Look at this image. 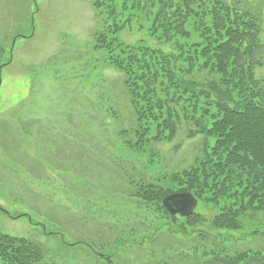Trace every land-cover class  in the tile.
I'll list each match as a JSON object with an SVG mask.
<instances>
[{
  "label": "rangeland",
  "instance_id": "obj_1",
  "mask_svg": "<svg viewBox=\"0 0 264 264\" xmlns=\"http://www.w3.org/2000/svg\"><path fill=\"white\" fill-rule=\"evenodd\" d=\"M252 1L264 20V0ZM103 24L93 0H0L7 62L0 84V232L40 244V264H188L190 255H202L197 241L176 235L172 250L154 241L158 219L128 196L127 175L150 180L181 171L206 138L189 137L182 124L175 139L144 152L125 144L135 118L123 74L95 46ZM132 26L119 33L122 40L159 46L137 22ZM198 208L207 218L216 213ZM239 221L240 231L213 232L233 237L225 252L262 248L264 235L253 233L264 232V212Z\"/></svg>",
  "mask_w": 264,
  "mask_h": 264
},
{
  "label": "trees",
  "instance_id": "obj_2",
  "mask_svg": "<svg viewBox=\"0 0 264 264\" xmlns=\"http://www.w3.org/2000/svg\"><path fill=\"white\" fill-rule=\"evenodd\" d=\"M93 6L104 23L95 46L123 74L135 118L125 144L144 152L172 141L182 124L189 137L206 138L200 155L181 171L150 180L127 175L128 196L158 219L153 239L169 244V234L179 233L197 241L202 257L191 256V264H264V248L228 254L229 239L211 232L243 229L240 218L264 212L262 8L252 0H93ZM134 22L159 46L122 40L119 33ZM150 156L149 165L155 152ZM174 192L192 193L216 214L210 220L198 211L171 215L162 201ZM206 242L210 251H204ZM44 257L40 244L0 232V264H39Z\"/></svg>",
  "mask_w": 264,
  "mask_h": 264
},
{
  "label": "water",
  "instance_id": "obj_3",
  "mask_svg": "<svg viewBox=\"0 0 264 264\" xmlns=\"http://www.w3.org/2000/svg\"><path fill=\"white\" fill-rule=\"evenodd\" d=\"M163 205L173 215L181 214L183 216H190L194 213L198 205V200L191 193L178 192L166 196L163 199Z\"/></svg>",
  "mask_w": 264,
  "mask_h": 264
}]
</instances>
